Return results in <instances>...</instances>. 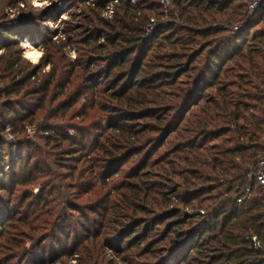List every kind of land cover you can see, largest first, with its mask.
I'll list each match as a JSON object with an SVG mask.
<instances>
[{
	"label": "trees",
	"instance_id": "1",
	"mask_svg": "<svg viewBox=\"0 0 264 264\" xmlns=\"http://www.w3.org/2000/svg\"><path fill=\"white\" fill-rule=\"evenodd\" d=\"M160 1L96 0L74 62L0 24V264H264V0Z\"/></svg>",
	"mask_w": 264,
	"mask_h": 264
},
{
	"label": "rangeland",
	"instance_id": "2",
	"mask_svg": "<svg viewBox=\"0 0 264 264\" xmlns=\"http://www.w3.org/2000/svg\"><path fill=\"white\" fill-rule=\"evenodd\" d=\"M95 1L96 0H0V24L11 23L12 26H15L13 29L16 31H29V38H31L32 42L22 41L19 45V51L25 63L27 62L31 67L41 65V62L44 60L43 53L45 52L46 56L48 53L57 58L65 57L68 61L74 62L79 58L80 50L83 48L82 38L85 39L87 37V34L83 32L92 25H96V21H93L95 12H91ZM135 2L136 0H131V4ZM116 3L117 0H107L105 4L106 7L100 12V17L105 20L111 19ZM160 5L164 11V9H167L170 5L169 0H161ZM253 6H255V4H253ZM107 7L110 8L112 13L107 11ZM39 31H47L51 36L52 44L47 47L46 44L49 35L45 38H40L41 34ZM25 44H29L31 48L30 51L33 53V57L29 59H26L27 51L25 50L28 49H24ZM2 54L3 52L0 50V55ZM48 71L49 67H43L40 74H46ZM261 95L264 96L262 93ZM30 131L31 130H29V132ZM12 138L11 135L6 136L7 142L13 140ZM27 157V152H25L23 159L26 160ZM69 164L70 166L74 165V163L71 162ZM127 168V166L123 169L121 168L120 172ZM16 178L20 180L21 175L19 174V177L17 175ZM6 188L9 191L11 190L10 187ZM37 190L38 189L35 188L33 193H36ZM0 196L6 199L4 193H0ZM18 196L20 198L21 195L18 194L15 198H12L13 202L17 201L16 199ZM28 208H30V205ZM47 248L54 252L50 246ZM105 255L107 260L115 262V258L109 250L105 252ZM36 259L38 258L34 257L33 261H27L25 264H34ZM46 259L48 260V257ZM70 263L74 264L75 258L71 259ZM118 263L120 264V262Z\"/></svg>",
	"mask_w": 264,
	"mask_h": 264
},
{
	"label": "built area",
	"instance_id": "3",
	"mask_svg": "<svg viewBox=\"0 0 264 264\" xmlns=\"http://www.w3.org/2000/svg\"><path fill=\"white\" fill-rule=\"evenodd\" d=\"M107 11H109V13H112L110 8H108V7H107ZM262 94L264 95V90H263ZM255 179L259 183V185L261 186L262 190L264 191V159L258 164V170H257V172H255ZM249 196H250V191H249V189H246L243 196L239 199V201H242L244 199H248ZM251 241L253 242L254 248H256V249L261 248V245H260L259 241H257L256 237L252 236Z\"/></svg>",
	"mask_w": 264,
	"mask_h": 264
},
{
	"label": "bare ground",
	"instance_id": "4",
	"mask_svg": "<svg viewBox=\"0 0 264 264\" xmlns=\"http://www.w3.org/2000/svg\"><path fill=\"white\" fill-rule=\"evenodd\" d=\"M24 49H28V50H25V51H27L26 52V54H27L26 59H29L30 57H33V53L30 51L31 48H30L29 44H25Z\"/></svg>",
	"mask_w": 264,
	"mask_h": 264
}]
</instances>
